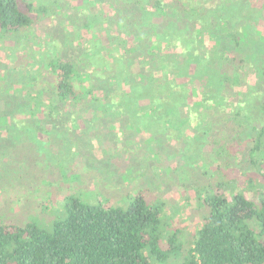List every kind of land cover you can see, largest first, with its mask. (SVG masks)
<instances>
[{"label":"trees","instance_id":"16d2710c","mask_svg":"<svg viewBox=\"0 0 264 264\" xmlns=\"http://www.w3.org/2000/svg\"><path fill=\"white\" fill-rule=\"evenodd\" d=\"M34 1L0 0V40L25 52L49 16L51 0ZM255 1H97L113 13L106 26L103 14L83 28L67 14L78 55L72 42L65 54L40 37L42 61L25 53L21 69L0 75V136L44 138L47 125L70 130L84 111L147 133L151 153L183 159L186 185L189 167L200 173L201 219L187 236L145 185L108 205L68 196L52 230L0 215V264H264V100L255 103L245 78L264 77ZM248 106L256 111L246 115Z\"/></svg>","mask_w":264,"mask_h":264},{"label":"rangeland","instance_id":"374dc122","mask_svg":"<svg viewBox=\"0 0 264 264\" xmlns=\"http://www.w3.org/2000/svg\"><path fill=\"white\" fill-rule=\"evenodd\" d=\"M44 1L47 0H42V3ZM97 1L101 0H92L91 8L83 9L79 7L81 3L85 5L82 0H51L49 9H46L48 18L42 17L36 25L39 36L30 39L35 41L31 49L25 52L20 42L17 45L14 40H0V75L9 77L15 67L21 69L18 64L25 60V53L31 54L36 63L42 61L41 58H45L48 52L47 42L54 47L65 48V54L67 43L72 42L74 48L70 47L69 53L78 55L80 51L75 48L76 37L67 14L74 24L82 28L87 15L102 18L103 14L104 20L100 21L106 26L113 13L108 4L102 8ZM255 2L262 11L258 27L264 34V0ZM115 32L112 30V33ZM40 37L46 38L47 42ZM27 64L30 62L27 61ZM245 78L246 84L255 86V103L262 102L264 77L259 80L255 72H249ZM199 89L195 94H199ZM249 108L245 109L246 115L256 111ZM254 121L261 123L262 117ZM110 125L105 118L96 119L93 112L84 111L83 116L70 124V130H52L51 124L47 125L46 128L51 131L44 133V138L40 134L37 140L1 135L0 215L21 223L33 221L52 230L54 221L63 214V203L68 196H80L84 201H100L108 205L123 201L126 197L122 195L134 194L139 188L147 186L151 194L164 198L168 215L179 226L185 225L184 232L188 236L201 220L196 211L193 190L200 173H196L193 166L189 167L192 182L186 185V166L177 153L173 151L174 155L171 153L165 157L159 156L160 153L155 155L150 152L152 143L147 141L149 134L137 133L136 129L129 130V134L122 125H111L112 128ZM23 133L29 134L26 131ZM172 146L176 147L175 144ZM167 175L174 178L171 184L164 183L171 180Z\"/></svg>","mask_w":264,"mask_h":264}]
</instances>
